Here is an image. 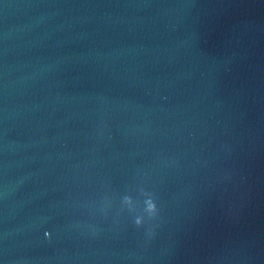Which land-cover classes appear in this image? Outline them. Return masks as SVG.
<instances>
[{
	"label": "water",
	"instance_id": "95a60500",
	"mask_svg": "<svg viewBox=\"0 0 264 264\" xmlns=\"http://www.w3.org/2000/svg\"><path fill=\"white\" fill-rule=\"evenodd\" d=\"M0 264H264V0H0Z\"/></svg>",
	"mask_w": 264,
	"mask_h": 264
},
{
	"label": "clouds",
	"instance_id": "9594fccd",
	"mask_svg": "<svg viewBox=\"0 0 264 264\" xmlns=\"http://www.w3.org/2000/svg\"><path fill=\"white\" fill-rule=\"evenodd\" d=\"M137 224H139V221H137Z\"/></svg>",
	"mask_w": 264,
	"mask_h": 264
}]
</instances>
